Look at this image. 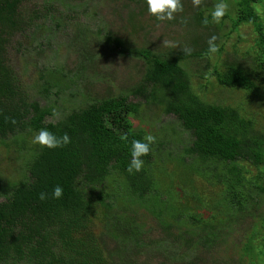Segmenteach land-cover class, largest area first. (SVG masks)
<instances>
[{
	"label": "trees",
	"instance_id": "16d2710c",
	"mask_svg": "<svg viewBox=\"0 0 264 264\" xmlns=\"http://www.w3.org/2000/svg\"><path fill=\"white\" fill-rule=\"evenodd\" d=\"M101 1L112 12H128L124 18L137 32L130 1ZM232 1L224 17L231 30L252 24L257 36L245 59L239 50L228 54L212 75L223 89L246 94L238 105L209 100L202 94L207 85L194 84V68L212 59L207 41L223 25L202 23L206 0L172 20L198 25L191 54L182 51L189 43L153 50L105 26L95 30L93 19L80 21L81 14L96 15L84 3L69 4L72 17L61 9L64 0H0V162L19 161L18 176L0 178V264H264V115L246 109L264 104V0ZM95 34L145 62L128 92L91 100L78 85L90 78V67L76 66L75 77L59 68L39 74L29 61L16 68L15 53L29 54L26 44L44 56L53 40L89 46L100 40ZM98 55L92 50L85 59ZM69 89L85 105L47 122L53 95ZM147 107L176 121L158 127L142 170L129 173L131 141L150 134L136 123ZM41 128L66 132L71 143L30 144ZM57 184L62 198L39 199ZM142 211L155 218L160 236ZM236 231L242 235L234 241Z\"/></svg>",
	"mask_w": 264,
	"mask_h": 264
},
{
	"label": "rangeland",
	"instance_id": "374dc122",
	"mask_svg": "<svg viewBox=\"0 0 264 264\" xmlns=\"http://www.w3.org/2000/svg\"><path fill=\"white\" fill-rule=\"evenodd\" d=\"M127 1L131 2L132 9H136V13L139 15L138 19L136 18L138 26L137 32H134L133 27H131V25L126 22V18H124L128 15V12L119 14L114 11L112 12L108 9V7L104 8V6H101V0H64L65 5L64 7H61V9L68 12L73 17L71 13L74 15L76 14L74 10L69 7V4L80 5L81 3H84L87 8L92 6L94 7V10H96V15H93V18H91V16L81 14L82 19L86 20H80L81 22L92 24L91 20L93 19V25L96 24L94 25L95 30L98 26H105L107 29L112 30L115 35L129 39V43L133 45H145V47L149 46L153 50L159 48L162 51H168L170 47L165 46V41L175 42L177 46L189 43V45H186L185 47H189L190 44H193V37L196 36L195 32L198 29V25L194 23H182L184 18L188 17L191 13L190 11H193L196 7L193 5V0H183L185 8L178 16L181 18L182 14H184L185 17L180 19L178 23L172 21H156L155 18L148 13L145 0L144 2H139V0H121L120 4ZM203 1L204 0H201V2ZM206 1L210 4L208 6H204L206 9L205 16L211 12L215 4L218 2L217 0ZM117 3L120 11V4L119 2ZM228 3L230 7L232 6L233 1L230 0ZM113 4L114 2L111 3L110 6L113 7ZM90 12L91 9L88 10L87 14ZM262 13L264 14V10H262ZM221 22L223 24L222 27H218V30L215 29L219 36L216 42L217 44L219 43V47L224 45V50L220 54H212V59L201 60L202 65L194 68V84L207 85L206 92L202 94L209 100L222 101L226 99L228 102L238 105V102H240L242 98L245 99L246 94H240L238 91H231L226 88L223 89L212 75L213 66L216 62H220L225 59L228 54H234V52L238 50L241 55L240 57L245 59L247 57V50H250V47L254 44L257 35L252 24L244 25L243 28L239 29V32H236L231 30L232 22L228 17L223 18ZM212 27L214 28L215 25H212ZM93 37L100 40L96 45L90 43L89 46H86L81 42L68 44V41L64 43V41L67 40L62 37L63 42L59 41L60 39L55 41L53 40L54 43L51 47L49 49H45L44 56H38V53L32 50L33 47H30V44H26L28 49L31 48L29 50V54L23 52L15 53V56L21 60V63H19V60L15 59V61H17L16 68L21 71V65L23 62L29 61L32 64L31 68L34 69L33 71H37L39 74L40 71H44L45 68L53 70L59 68L68 76L75 77L76 66L81 71L84 70V67H90V70L88 71L91 75L90 78L78 79V85L80 86L79 88H81V93H83L84 89L90 93L89 97L91 100L94 98L117 95L119 92H128L131 90L133 85L142 78L145 71V62L140 58L133 57L128 54H120L119 50H114V46L106 43L102 36H97V34H95ZM28 42H30V40H28ZM89 47L92 48L94 52H99L98 57L95 56L92 61L85 59L87 52H92ZM207 63H210L208 73L205 70V65ZM71 92H74V90H65L59 96L53 95L52 99L56 100L57 103L55 104L56 107L54 109V115L49 116L46 119L47 122H56L62 119L65 113L69 112L71 109L79 108L80 106L85 105L81 104L84 103V101H81V93L79 94V97L73 99L70 97ZM131 99L134 101L136 100L135 96H132ZM151 109H149V107L143 109V116L141 117V120H137L136 123L137 127L144 128L147 132L156 137L157 129L163 128V124L176 121V117L173 115H160L158 114V109L155 107H152ZM246 109L250 112H257V110L260 109L261 113L264 115V104L258 106L253 103L251 106H246ZM156 119L158 120L157 123H155ZM32 138L33 136L30 137L29 143L33 145ZM18 165L19 161L10 164L6 163L5 160L0 162V178L6 179L8 177L12 178L13 176H18ZM1 199L4 198L1 197ZM141 214L145 217L144 219H146L148 228L153 229V234L160 236L161 230L158 229L155 218L146 211H142ZM241 233L242 232L238 233V231H236L233 235V240L235 241L238 236L242 235ZM221 250L222 254L227 251L225 248H222ZM144 259L145 256L142 257V260ZM155 263L156 262H154V264Z\"/></svg>",
	"mask_w": 264,
	"mask_h": 264
},
{
	"label": "clouds",
	"instance_id": "9594fccd",
	"mask_svg": "<svg viewBox=\"0 0 264 264\" xmlns=\"http://www.w3.org/2000/svg\"><path fill=\"white\" fill-rule=\"evenodd\" d=\"M201 0H193L194 6H199ZM148 13L158 22L172 21L176 19L177 14L184 11L183 0H145ZM229 5L226 0H218L211 12L203 17L202 23L208 25L210 20L213 23H220L226 16ZM218 37L212 35L208 41L207 51L215 54L219 51V45L216 43ZM165 46L176 48L177 44L171 41H165ZM182 51L185 54H191V48L184 47ZM156 142V137L152 134H146L142 139H133L131 141V160L128 164L127 171L129 173L140 172L144 166L142 157L147 156L152 150V145ZM33 144H38L48 149L63 148L71 143L68 133L58 135L56 132L48 128L39 129L32 138ZM64 194V189L60 184L55 185L51 192L41 191L39 199L45 201L49 198L60 199Z\"/></svg>",
	"mask_w": 264,
	"mask_h": 264
}]
</instances>
